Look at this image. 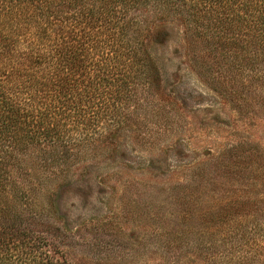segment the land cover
Instances as JSON below:
<instances>
[{"label":"rangeland","instance_id":"374dc122","mask_svg":"<svg viewBox=\"0 0 264 264\" xmlns=\"http://www.w3.org/2000/svg\"><path fill=\"white\" fill-rule=\"evenodd\" d=\"M156 25L154 112L72 168L39 247L56 264H264V82Z\"/></svg>","mask_w":264,"mask_h":264},{"label":"trees","instance_id":"16d2710c","mask_svg":"<svg viewBox=\"0 0 264 264\" xmlns=\"http://www.w3.org/2000/svg\"><path fill=\"white\" fill-rule=\"evenodd\" d=\"M174 22L191 60L264 82V0H0V264H56L35 221L154 112V29Z\"/></svg>","mask_w":264,"mask_h":264}]
</instances>
